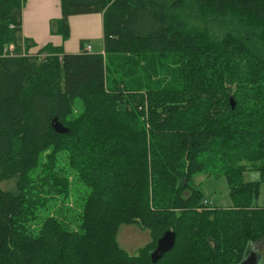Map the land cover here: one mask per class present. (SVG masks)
<instances>
[{
    "label": "trees",
    "instance_id": "obj_1",
    "mask_svg": "<svg viewBox=\"0 0 264 264\" xmlns=\"http://www.w3.org/2000/svg\"><path fill=\"white\" fill-rule=\"evenodd\" d=\"M23 5L0 0V264H240L264 242V0H60L64 40L69 17L101 15V50L76 53L30 52ZM123 224L149 233L136 254Z\"/></svg>",
    "mask_w": 264,
    "mask_h": 264
},
{
    "label": "crops",
    "instance_id": "obj_2",
    "mask_svg": "<svg viewBox=\"0 0 264 264\" xmlns=\"http://www.w3.org/2000/svg\"><path fill=\"white\" fill-rule=\"evenodd\" d=\"M25 3L22 9L21 31L23 37L32 42L35 46L30 49V52L36 51L39 47L47 43L60 46L61 51L64 53H76L79 51L77 39L72 32L69 38L65 40L55 31L51 32L50 21H57L61 17L60 0H25ZM68 23L70 31L75 30L77 36L81 39H86L88 38L87 36L90 35H98L99 27L101 29L102 38L100 14L71 16L68 19ZM126 233L133 235L135 239L145 237V234L140 229H133V231L125 230L124 234ZM122 238L121 235L119 238L120 243L127 247L129 245L127 242L131 241V239L124 241ZM248 255L254 256L255 261L252 264H262L264 261V242L252 244L248 251Z\"/></svg>",
    "mask_w": 264,
    "mask_h": 264
},
{
    "label": "rangeland",
    "instance_id": "obj_3",
    "mask_svg": "<svg viewBox=\"0 0 264 264\" xmlns=\"http://www.w3.org/2000/svg\"><path fill=\"white\" fill-rule=\"evenodd\" d=\"M25 3V0H22V5ZM26 5V3H25ZM24 5V6H25ZM62 17V16H61ZM56 19V18H54ZM56 21V20H54ZM53 23V20L50 21V28H51V32H53V29L51 27V24ZM93 28V27H92ZM71 32L74 34L75 38L77 39V44H78V49H79V42H80V37L77 36V33L75 30L70 31V35ZM88 38H86V44L89 43L92 46V49L95 51L101 50L102 48V38H101V29L99 27V34L98 35H90L87 36ZM78 51V50H77ZM75 105H76V110H80L81 109V103L79 102V100L75 101ZM60 158V163L63 164L64 161L61 160V156ZM214 174V171L213 173ZM259 173L255 172V171H250V172H245L244 173V178L245 180H258L259 179ZM196 183L201 187V189L203 190L204 193V198L207 199L210 203V205L212 206H228L231 204L230 198L228 196V188H227V184H226V180L224 176H208L206 177L204 174H200L196 177ZM0 188L4 189V190H12L13 189V179H9L6 180L4 182H2L0 184ZM77 192L75 194V198L78 199V201H81L83 199V197H85V195L87 194L85 192V187L84 186H78L77 185ZM87 190V189H86ZM73 197V198H74ZM74 198V199H75ZM72 200V199H71ZM258 201L260 202V204L264 203V186H262L261 188V194L260 197L258 199ZM71 205V203H70ZM81 210V206L79 211ZM50 211V208L48 210H40L39 212V219L44 218ZM78 211L77 209H69V222H71V225L73 227H78ZM133 229H140L143 231V233L145 234V237H140V238H134L133 235L130 234H124L125 230H132ZM122 235V239L124 241L131 239V241L127 242L129 245L127 247L123 246L120 241L119 238ZM149 240V233L147 230H143L141 229V227L138 224H133V225H121L119 228V231L117 233V241H119V245L125 249L127 251L128 254H136L137 249L144 245L147 241ZM127 248V249H126Z\"/></svg>",
    "mask_w": 264,
    "mask_h": 264
},
{
    "label": "water",
    "instance_id": "obj_4",
    "mask_svg": "<svg viewBox=\"0 0 264 264\" xmlns=\"http://www.w3.org/2000/svg\"><path fill=\"white\" fill-rule=\"evenodd\" d=\"M231 106L234 107V102L232 98H230ZM175 243V234L172 231H166L164 234L158 239L156 247L150 253L151 259L153 262L157 261L162 255L171 250ZM254 256H249L248 252L240 262V264H252L254 262Z\"/></svg>",
    "mask_w": 264,
    "mask_h": 264
},
{
    "label": "built area",
    "instance_id": "obj_5",
    "mask_svg": "<svg viewBox=\"0 0 264 264\" xmlns=\"http://www.w3.org/2000/svg\"><path fill=\"white\" fill-rule=\"evenodd\" d=\"M85 49H86L88 52H91V51H92V46H91L89 43H87V44L85 45ZM7 50H8V52H9L10 54H12V52H13V45H9Z\"/></svg>",
    "mask_w": 264,
    "mask_h": 264
}]
</instances>
